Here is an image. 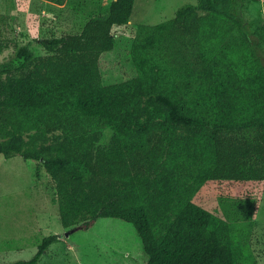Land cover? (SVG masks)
I'll return each instance as SVG.
<instances>
[{
  "label": "trees",
  "instance_id": "trees-1",
  "mask_svg": "<svg viewBox=\"0 0 264 264\" xmlns=\"http://www.w3.org/2000/svg\"><path fill=\"white\" fill-rule=\"evenodd\" d=\"M108 1L80 33L38 40L46 54L26 44L0 63V154L40 162L64 228L131 226L146 264H258L264 18L248 25L246 0L186 3L140 24L117 60L113 28L136 0ZM12 46L0 37V55ZM111 70L122 80L107 83ZM58 239L0 264H40Z\"/></svg>",
  "mask_w": 264,
  "mask_h": 264
},
{
  "label": "rangeland",
  "instance_id": "rangeland-1",
  "mask_svg": "<svg viewBox=\"0 0 264 264\" xmlns=\"http://www.w3.org/2000/svg\"><path fill=\"white\" fill-rule=\"evenodd\" d=\"M197 1L136 0L129 24L113 28L116 37H124L117 60L123 59L140 24L173 19L180 6ZM108 11V0H66L63 5L50 0H0V37L13 42L0 55V63L26 44L35 56L44 55L47 51L38 40L80 33L92 17H105ZM239 12L248 25L261 20L264 0H246ZM188 47L194 48L193 43L188 41ZM119 70H111L106 82L122 80ZM55 198L53 180L40 162L0 154V263L31 259L42 240L56 234L59 239L40 264H146L142 244L131 226L100 218L86 231L66 229ZM256 219L251 247L258 264H264V195Z\"/></svg>",
  "mask_w": 264,
  "mask_h": 264
},
{
  "label": "water",
  "instance_id": "water-1",
  "mask_svg": "<svg viewBox=\"0 0 264 264\" xmlns=\"http://www.w3.org/2000/svg\"><path fill=\"white\" fill-rule=\"evenodd\" d=\"M68 235V234H67Z\"/></svg>",
  "mask_w": 264,
  "mask_h": 264
}]
</instances>
